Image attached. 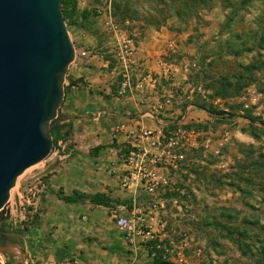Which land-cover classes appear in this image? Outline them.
Segmentation results:
<instances>
[{"label":"rangeland","instance_id":"374dc122","mask_svg":"<svg viewBox=\"0 0 264 264\" xmlns=\"http://www.w3.org/2000/svg\"><path fill=\"white\" fill-rule=\"evenodd\" d=\"M60 10L70 65L88 76L76 81L94 78L96 92L112 98V124L127 105L129 117L136 110L155 128L147 113L164 106L163 140L176 158L150 163L153 192L138 184L120 210L141 208L152 231L135 238L131 264H264V0H63ZM110 145L125 159V140ZM52 150L17 178L0 209L1 234H29L36 223L25 216L32 204L13 202L45 187ZM25 250L0 251V264H35Z\"/></svg>","mask_w":264,"mask_h":264},{"label":"crops","instance_id":"0c3cea01","mask_svg":"<svg viewBox=\"0 0 264 264\" xmlns=\"http://www.w3.org/2000/svg\"><path fill=\"white\" fill-rule=\"evenodd\" d=\"M85 75L79 65H70L67 72L69 88L63 87L55 118V125L66 133L57 139L54 155L44 168L45 189L31 198L32 205L25 214L36 223L29 234L7 233L14 243L1 252L18 255L24 248L30 263L35 264H131L137 245L135 241L127 242L115 228L110 210L118 209L120 213L134 197L137 186L134 182L129 188L121 185L119 175L128 167L119 155V147L110 144L125 140L121 126H143L144 116L134 110V117H129L130 106L123 105L121 112H115L112 124V98L96 92L98 84L94 78L80 87L76 80L88 79ZM99 146H103L100 155L91 157L90 149ZM97 194L105 197L106 205L91 202ZM48 235L52 237L50 241L44 239ZM42 247H47L49 253L42 252ZM22 256L26 257L23 250ZM6 257L12 258L9 254ZM24 261L27 263L26 258Z\"/></svg>","mask_w":264,"mask_h":264},{"label":"water","instance_id":"95a60500","mask_svg":"<svg viewBox=\"0 0 264 264\" xmlns=\"http://www.w3.org/2000/svg\"><path fill=\"white\" fill-rule=\"evenodd\" d=\"M74 57L60 0H0V209L19 175L51 153Z\"/></svg>","mask_w":264,"mask_h":264},{"label":"built area","instance_id":"2783aa9c","mask_svg":"<svg viewBox=\"0 0 264 264\" xmlns=\"http://www.w3.org/2000/svg\"><path fill=\"white\" fill-rule=\"evenodd\" d=\"M81 56L87 55L84 50L81 51ZM163 104H154L153 109L147 115L157 124V127H145L138 125L135 128H126V125L121 126V131L125 135V142L127 143V153L125 154L124 162L128 169L124 174L119 175V180L124 188H129L131 182L136 186L141 185L148 193L153 192L155 181L149 178L147 173V166L150 163L160 161L162 157L169 158L170 161L176 156L170 154L167 149L172 143L163 140L164 134L162 129V114ZM44 186L42 183L40 187ZM39 187V189H40ZM37 189L33 190L30 197L17 195V200L14 207L22 205L24 202L31 204L32 199L36 197ZM136 213L132 215H124L118 212V209H111L110 216L114 222V226L123 233V237L129 243H133L135 238L141 237L150 239L152 231L144 225V217L141 208H135Z\"/></svg>","mask_w":264,"mask_h":264},{"label":"trees","instance_id":"16d2710c","mask_svg":"<svg viewBox=\"0 0 264 264\" xmlns=\"http://www.w3.org/2000/svg\"><path fill=\"white\" fill-rule=\"evenodd\" d=\"M62 1L63 0H60L61 5H62ZM55 121H56V119L52 120V122H51V125H52V127H51V135H52L53 144L56 143L57 139L62 137L61 129L58 128L57 125H55ZM46 177H47V175H44V176L41 177V179H45ZM98 197H102V195L101 194H97L96 198H92L91 200H93V202H96V203H101V204H104V205L107 204L105 202V200H103L104 198H101V200H96ZM1 225H3V224H1ZM3 228H4L3 226H0V229H3ZM13 243H14L13 238H11L10 236H7L6 234H1L0 233V247H6V246H8L10 244H13ZM158 263H161V262H158Z\"/></svg>","mask_w":264,"mask_h":264}]
</instances>
